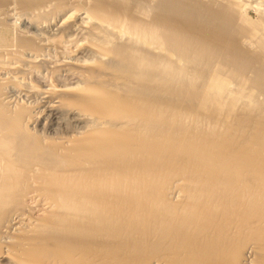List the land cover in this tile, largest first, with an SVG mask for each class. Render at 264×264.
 I'll return each mask as SVG.
<instances>
[{
  "label": "bare ground",
  "instance_id": "bare-ground-1",
  "mask_svg": "<svg viewBox=\"0 0 264 264\" xmlns=\"http://www.w3.org/2000/svg\"><path fill=\"white\" fill-rule=\"evenodd\" d=\"M71 1L0 34V264H264V0Z\"/></svg>",
  "mask_w": 264,
  "mask_h": 264
},
{
  "label": "rangeland",
  "instance_id": "rangeland-1",
  "mask_svg": "<svg viewBox=\"0 0 264 264\" xmlns=\"http://www.w3.org/2000/svg\"><path fill=\"white\" fill-rule=\"evenodd\" d=\"M19 3H18V2ZM80 1V2H79ZM85 1V2H84ZM92 1L93 0H73V3H72V1H71V3H72V5H74V6H76V4L78 5L76 8L78 9H85V10H89L90 9V6H91V3H92ZM3 2V3H2ZM79 2V3H78ZM82 2H84V3H82ZM87 2V3H86ZM90 2V3H89ZM82 3V4H81ZM86 3V4H85ZM2 4V5H1ZM7 4V5H6ZM81 4V5H80ZM71 5V4H70ZM71 5V6H72ZM0 34L2 35V37L3 38H5L6 40H9V39H11V41L9 40V41H6L5 43H4V46H2V47H4L3 49H10V47L13 45V44H17L18 43V41L22 38L21 36H23V37H27L28 35V33H27V31L25 32V29L20 25L21 23H20V20H19V16L20 15H22L21 13H20V11L21 12H23V7H22V3L20 2V0H15V1H12V0H10V1H8V0H0ZM5 6V7H4ZM74 6H72V7H74ZM79 6H84L83 8H81V7H79ZM22 7V8H21ZM88 8V9H87ZM22 9V10H21ZM15 14V15H14ZM258 14L254 11V10H252V11H246L245 12V16L247 17V19H249V20H251V21H257V20H259L258 18H259V16H257ZM10 16L12 17V18H10ZM15 18V19H14ZM11 20V21H10ZM77 31L75 30V32H73V34L75 33V35H73V38L75 37V36H77L76 33ZM79 32V31H78ZM81 32V31H80ZM78 33V36L80 35L81 37H82V32L81 33ZM21 35V36H20ZM77 36V37H78ZM7 37H9V38H7ZM77 37H75V39L77 38ZM81 37H80V40H81ZM28 38H32L31 37V35L29 34V36H28ZM75 39H72L73 40V42H75V41H77V39H79V37L75 40ZM17 40V41H16ZM75 40V41H74ZM16 42V43H15ZM11 43V44H10ZM7 45V46H6ZM8 47V46H10V47H8V48H6V47ZM2 47H0V49L2 48ZM14 48V47H13ZM48 48H51V47H48ZM15 49V48H14ZM4 51V50H3ZM1 52H2V49H1ZM47 52H50V53H52V58L54 57V53L53 52H51V51H45V54L47 55V57L48 58H51L50 56H48L49 54H47ZM43 53V52H42ZM89 56L90 57V54L89 53H87V52H85L84 53V56L82 55V53H81V59H84V57H85V59L86 58H89V57H86V56ZM54 59V58H53ZM44 73V72H43ZM27 79H25V81H26ZM30 79H28L26 82H28ZM14 100V99H13ZM40 110V109H39ZM41 111V110H40ZM53 126H55L56 127V123H54L53 124ZM59 126H61L62 127V132H61V127H59ZM64 125L63 124H59L58 125V127H56L57 128V131L59 132L60 131V133H58V134H60V135H58V134H51L49 137H56L57 135L60 137V136H62V135H64V136H62V137H66V135H65V129L63 130V128H65V127H63ZM58 129H60V130H58ZM77 129L78 130V128H72V131H75V130ZM61 133H62V135H61Z\"/></svg>",
  "mask_w": 264,
  "mask_h": 264
}]
</instances>
